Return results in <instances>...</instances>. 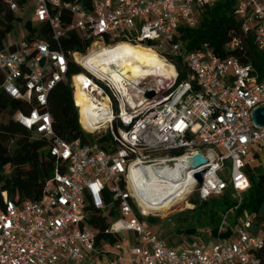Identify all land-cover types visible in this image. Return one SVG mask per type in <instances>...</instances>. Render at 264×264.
Returning a JSON list of instances; mask_svg holds the SVG:
<instances>
[{
	"label": "built area",
	"instance_id": "2783aa9c",
	"mask_svg": "<svg viewBox=\"0 0 264 264\" xmlns=\"http://www.w3.org/2000/svg\"><path fill=\"white\" fill-rule=\"evenodd\" d=\"M218 1L31 0L35 20L49 23L58 42L69 29L93 40L86 53H66L45 38L27 35L0 50V89L24 104L12 117L34 136L48 139L50 155L56 158L39 198L17 202L3 192L0 264H262L256 250L264 247V235L253 232V215L246 209L238 217L234 239L187 248L170 244L146 220L168 214L178 201L193 207L190 197L195 192L206 200L231 187L240 202L241 192L250 186L246 165L259 159L251 148L264 147V125L253 119L254 110L264 105V74L260 78L239 57L220 58L207 44L188 51L179 40L181 23L197 25L199 9ZM8 3L19 11L16 1ZM63 11L70 13V22L63 19ZM235 13L243 33L253 34L264 49V0H238ZM121 42L153 48L175 68V75L145 86L141 78H117L75 56L84 58ZM241 43L234 37L228 47ZM176 59L189 72L181 81ZM72 62L84 71L70 75ZM62 81L73 86L83 129H104L98 134L108 133L112 146L68 140L56 131L50 94ZM77 89L96 103L98 128L82 124ZM148 90L155 92L153 97L146 96ZM85 116V121H94L89 112ZM196 154L206 162L194 166L185 161ZM146 167L157 171L156 182L175 184L165 208L146 206L147 178L135 174ZM196 172L202 173L200 181ZM116 202L119 214L113 217L109 211ZM88 207L107 214L112 232L120 235L111 246L98 248L96 230L86 224Z\"/></svg>",
	"mask_w": 264,
	"mask_h": 264
},
{
	"label": "trees",
	"instance_id": "16d2710c",
	"mask_svg": "<svg viewBox=\"0 0 264 264\" xmlns=\"http://www.w3.org/2000/svg\"><path fill=\"white\" fill-rule=\"evenodd\" d=\"M14 1L18 3L19 11L31 3V0ZM237 1L219 0L212 6L200 8L197 25L181 23L179 40L188 51L200 49L207 44L220 58L239 57L243 62L251 63L261 78L264 74V49L256 45L253 34L243 33L241 21L235 13ZM19 11H13L8 0H0V50L5 47L7 36L14 30L15 23L20 18ZM62 15L66 22L71 21L69 12L63 11ZM26 26L28 38H45L51 42L53 48L62 47L66 53H86L93 40L75 29H69L58 42L53 38L49 23L33 26L31 20H28ZM234 37L239 38L242 43L236 48H230L228 43ZM14 46L12 45L13 48ZM175 63L179 72L178 81H181L189 72L181 59H176ZM82 71L84 69L81 65L72 62L70 75ZM1 80L0 75V83ZM23 106L22 100L13 98L0 89V210L5 208L4 191L17 202L27 198H39L44 193L46 182L56 166V158L49 152V140L43 136H34L30 129L12 117L14 111L24 108ZM50 108L54 127L63 138H80L85 143L96 140L104 148L113 145L108 133L94 135L83 129L78 108L73 100V86L70 81H62L52 90ZM254 156L259 158L260 153L257 151ZM245 170L250 179V186L241 192L240 202L233 196L234 190L231 187L223 194L211 196L206 200H202L195 192L190 197L193 207L171 213L165 219L175 222L174 230L178 233L200 237L202 230L207 229L214 241L232 240L236 237L238 217L246 209L253 215V232H261L264 235V164L248 163ZM106 199L110 201L111 195L107 194ZM118 214L116 202L112 205L109 215L117 217ZM225 219L227 224L224 223ZM146 220L150 224H156L161 217L149 215ZM86 224L96 230L97 246L101 250L120 238L119 234L112 232L108 215L99 210L88 207ZM199 243L207 244L208 241L200 240ZM256 254L264 264V247L256 250Z\"/></svg>",
	"mask_w": 264,
	"mask_h": 264
},
{
	"label": "bare ground",
	"instance_id": "6f19581e",
	"mask_svg": "<svg viewBox=\"0 0 264 264\" xmlns=\"http://www.w3.org/2000/svg\"><path fill=\"white\" fill-rule=\"evenodd\" d=\"M143 44H132L128 42H121L114 48L105 51H95L88 56L82 58L76 54V58L85 65H96L99 69L106 72H111L115 77L125 78L131 82L139 81V78L147 76H155L159 81H169L175 75V68L169 64L161 55L153 48ZM76 98L80 105H82L81 122L87 129L93 130L98 128V115L96 103L91 102L88 95L80 89L76 91ZM86 112H89L94 121H85ZM136 170L135 174H143L146 176L147 182V207L165 208L167 206V197L173 192V183L168 186L156 182L157 171L153 167L141 168ZM160 199H165L159 204ZM158 203V204H156Z\"/></svg>",
	"mask_w": 264,
	"mask_h": 264
},
{
	"label": "rangeland",
	"instance_id": "374dc122",
	"mask_svg": "<svg viewBox=\"0 0 264 264\" xmlns=\"http://www.w3.org/2000/svg\"><path fill=\"white\" fill-rule=\"evenodd\" d=\"M20 18L17 19L15 23L14 30L7 36L5 43L6 45H11L12 43L20 41L24 36L28 34V27L26 26V23L28 20L32 21L33 26H36L38 23L35 20L34 14H35V7L30 3L25 9H22L19 11ZM158 78L155 76H147L140 79V82L142 85H154L157 82ZM86 131V130H85ZM104 129H101L99 132L93 133L94 135L103 132ZM259 152L260 156L259 162H262L264 164V147L259 148L257 146H253L251 148V153L254 156L255 152ZM255 157V156H254ZM186 208H191V206L187 205V201H178L170 210V212L167 214H164L161 217V220L157 222L156 224H151V227L156 230L160 235H162L170 244H174L178 247H190L194 243H199L200 240H207L209 245H212L214 243V240L210 237L209 231L207 229L202 230L201 236H188L184 233H178L174 230L175 222L173 220H166L165 218L171 214L175 213L181 210H184ZM256 232V231H255ZM258 233V232H256ZM260 234H263L259 232ZM128 238H132V233L127 232L126 233Z\"/></svg>",
	"mask_w": 264,
	"mask_h": 264
},
{
	"label": "water",
	"instance_id": "95a60500",
	"mask_svg": "<svg viewBox=\"0 0 264 264\" xmlns=\"http://www.w3.org/2000/svg\"><path fill=\"white\" fill-rule=\"evenodd\" d=\"M44 63V59L41 61ZM155 92L153 90L146 91V96L153 97ZM253 119L257 124L264 125V105L257 107L253 112ZM185 161H187L190 165L199 166L206 162V158L203 157L201 154H196L194 156H187L185 157ZM196 178L200 181L202 179V173L196 172Z\"/></svg>",
	"mask_w": 264,
	"mask_h": 264
},
{
	"label": "crops",
	"instance_id": "0c3cea01",
	"mask_svg": "<svg viewBox=\"0 0 264 264\" xmlns=\"http://www.w3.org/2000/svg\"><path fill=\"white\" fill-rule=\"evenodd\" d=\"M260 161V159H258V162Z\"/></svg>",
	"mask_w": 264,
	"mask_h": 264
}]
</instances>
